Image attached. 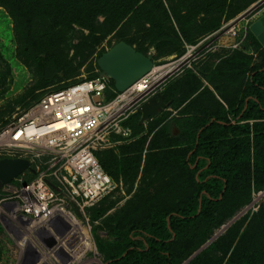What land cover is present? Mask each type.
<instances>
[{
  "label": "rangeland",
  "instance_id": "rangeland-1",
  "mask_svg": "<svg viewBox=\"0 0 264 264\" xmlns=\"http://www.w3.org/2000/svg\"><path fill=\"white\" fill-rule=\"evenodd\" d=\"M37 5V10L34 8L32 12L27 6H16L12 2L0 4V129L24 116L50 90L100 75L99 58L120 41L151 56L158 72L168 71L157 88L179 74L191 72L196 74L197 78L192 77V82L196 79V86L201 73H206L201 66L203 55L212 52L217 58L226 52L231 64L223 66V60L215 62L211 69L218 73L209 79L214 83L215 95L224 98L228 111L247 98L251 74L264 66V43L252 30L253 24L264 15V0H141L116 29L107 34L105 15L98 16L93 30L76 24L70 28H51L52 19L42 15V6ZM248 38L260 44L253 54L245 52L242 46ZM38 54L46 57L44 71L36 62ZM113 92L110 89L108 97H112ZM135 114L122 124H131ZM160 120L150 123L148 130L156 128ZM187 131L191 133L188 136H175L170 123L162 126L152 138L146 166L127 168L117 178L112 177L111 188L97 203L87 206L78 220L74 221L70 215L65 218L68 223L21 221L0 204V264H105L109 256L129 246L132 228L149 226L154 213L175 210L195 192L193 170L185 168L180 160V155L186 156L195 141L193 130ZM253 136L251 134V154L241 163L233 196L248 194L242 182L251 180L254 185L264 181V173H250L253 164L254 168L256 163L264 165V141ZM133 137L128 136L118 147L99 150L100 163L108 161L111 168L117 170L115 160L122 155L120 152H127L124 148H129ZM185 145L188 146L184 148ZM157 146L171 150L161 152V156L154 149ZM134 162L137 165L139 161ZM48 168L49 165L45 169L55 171L57 166ZM33 175V172L27 174L25 179L32 180ZM54 185L62 186L58 181H54ZM250 194V201L231 217L220 222L221 216L219 222L201 224L191 230L189 235L193 238L176 246L178 255L184 258L180 264H187L210 247L234 223L243 218L247 223L264 200V186L253 188ZM204 232H209L208 237L189 255V248ZM97 235L118 240L120 245L102 252Z\"/></svg>",
  "mask_w": 264,
  "mask_h": 264
},
{
  "label": "trees",
  "instance_id": "trees-1",
  "mask_svg": "<svg viewBox=\"0 0 264 264\" xmlns=\"http://www.w3.org/2000/svg\"><path fill=\"white\" fill-rule=\"evenodd\" d=\"M140 1L0 0V4L8 5L12 2L16 6H27L26 9L32 12L34 8L37 10V4H40L42 6L40 13L52 19L51 28L62 26L70 28L71 25L76 24L93 30L98 16L105 15L104 24L108 26V30L105 31L107 34L116 29ZM245 42V49L252 47L254 51L259 50L260 44L251 42L249 38ZM35 59L44 71L46 57L38 54ZM227 63L231 64L230 59H227ZM214 73L218 72L215 70ZM111 82L106 94L107 92L109 94L111 89L115 95L117 92L115 83ZM249 87L250 92L245 100L238 105H232L225 114L217 115V119L203 129L199 139L197 137L194 139L192 152L188 157L180 155L183 166L193 170L197 187L192 196L173 211L154 213L149 219V226L132 228L129 246L109 256L105 264H180L183 257L178 255L176 246L186 239L193 238L189 235L191 230L201 224L219 222L221 216L220 222L231 217L250 201L253 188L264 186V181L256 182L254 185L251 180L242 182L241 186L244 189L248 188V194L244 197L233 196V190L238 187L236 176L240 173L241 163L251 154V134H254L252 138L264 141V66L257 68L251 74ZM187 96L188 92L178 101L185 100ZM140 116L141 113L137 112L130 120L136 133L142 130V125L139 124ZM257 119L261 121L256 122ZM154 129L148 130V139ZM146 139L147 136L142 137L141 146ZM149 144L150 148L153 140ZM159 154L162 156L161 152ZM134 160H130L129 157L116 159L117 170L111 168L108 161L101 160V162L103 168L112 177L117 178V175L127 168L137 169L139 162L136 165ZM255 167L254 164L251 166L250 173L252 171L259 175L264 173L262 163H256ZM245 219L234 223L225 234L187 264H264V200L247 223ZM208 233L204 232L189 248V255L206 240ZM96 239L102 252L120 245L118 240H109L105 236L97 235Z\"/></svg>",
  "mask_w": 264,
  "mask_h": 264
},
{
  "label": "built area",
  "instance_id": "built-area-1",
  "mask_svg": "<svg viewBox=\"0 0 264 264\" xmlns=\"http://www.w3.org/2000/svg\"><path fill=\"white\" fill-rule=\"evenodd\" d=\"M152 71L125 91L116 89L113 98L106 94L110 78L103 74L50 90L24 116L5 124L0 129V161H29L0 187L5 210L21 221L68 223L66 217L78 220L87 206L97 203L114 183L97 152L132 135L122 121L158 92L165 78L156 67ZM48 165L57 169L48 171ZM32 172L33 179L26 180Z\"/></svg>",
  "mask_w": 264,
  "mask_h": 264
},
{
  "label": "crops",
  "instance_id": "crops-1",
  "mask_svg": "<svg viewBox=\"0 0 264 264\" xmlns=\"http://www.w3.org/2000/svg\"><path fill=\"white\" fill-rule=\"evenodd\" d=\"M245 41L242 42L243 47H245L246 45ZM230 52L231 49L228 52L229 55ZM245 52L253 54L255 51L251 47L249 49H245ZM214 55L215 53L213 54L212 52L203 55L201 66L202 69H206V73H201V79L198 80L196 87H194V80L196 79L193 78L192 82V77H197L196 74L194 75V73L191 72L177 75L176 77L166 82V84L159 89V91H161L164 95L166 107L162 108L158 115L152 116L144 120L143 122H141L142 113L140 112L141 116L139 124L142 125V130L140 131V133H136L134 131V127L131 124L125 126L132 131V135H134V137L129 141V148L127 150L124 148V150L127 152H120V154H122L120 155V158L129 157L131 160L135 159L134 161H136V159L138 158L139 168L141 166H146L145 162L148 160L146 158L148 156L147 154L150 145L149 143L165 124L170 123L173 129L172 133L175 136L179 134H182V136H188L191 133L187 130L191 128L193 130L195 138L197 137V139H199L203 129L209 126L213 121H215L218 117L217 115H221L223 113L225 114V111H227L228 109L226 102L224 98H219L217 94L215 95L214 91L212 90L215 86L214 83L211 82L209 77L215 76L214 68L211 69L213 66H215V62L221 63L223 60L221 64L226 65L227 54L226 52H224V55L222 57L217 58H215ZM154 72L155 71H152L151 73ZM187 76H190V78ZM186 92H188L187 98L185 100L182 99L183 101H178L184 97ZM156 119H161L159 125H157L149 135V139L147 136L145 143L141 146L140 140L142 139V137L147 135L148 125ZM209 120L211 121L208 122ZM187 125H189L188 128L186 127ZM185 128H187L186 131H184ZM125 142L119 143L117 147L124 144ZM187 146L188 145H185L184 148H186ZM191 147L190 149H188V154L186 155V157L191 154ZM177 148H179V146ZM154 149L158 152L171 150L166 146H157L154 147Z\"/></svg>",
  "mask_w": 264,
  "mask_h": 264
},
{
  "label": "water",
  "instance_id": "water-1",
  "mask_svg": "<svg viewBox=\"0 0 264 264\" xmlns=\"http://www.w3.org/2000/svg\"><path fill=\"white\" fill-rule=\"evenodd\" d=\"M252 30L257 34L259 40L264 43V15L253 24ZM98 63L102 69L101 74L113 79L115 88L120 92L128 89L155 67L151 56L137 50L126 41L118 42L103 53ZM164 107H166V103L161 91L151 95L138 108V111L142 113L141 122L158 115ZM28 166L29 161L26 159H2L0 161V187L3 182L12 180ZM238 216L233 218L228 224L233 222Z\"/></svg>",
  "mask_w": 264,
  "mask_h": 264
},
{
  "label": "bare ground",
  "instance_id": "bare-ground-1",
  "mask_svg": "<svg viewBox=\"0 0 264 264\" xmlns=\"http://www.w3.org/2000/svg\"><path fill=\"white\" fill-rule=\"evenodd\" d=\"M167 73H168V71H166V72L164 71L163 74H162V77H165V76L167 75ZM160 78H161V77H160ZM76 223H78V222H76ZM77 225L80 226L79 224H77ZM85 232H86V231H85ZM87 246H88V248H89L90 245L87 244Z\"/></svg>",
  "mask_w": 264,
  "mask_h": 264
}]
</instances>
